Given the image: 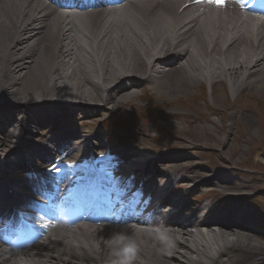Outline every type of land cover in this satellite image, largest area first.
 Returning <instances> with one entry per match:
<instances>
[{
    "label": "bare ground",
    "instance_id": "bare-ground-1",
    "mask_svg": "<svg viewBox=\"0 0 264 264\" xmlns=\"http://www.w3.org/2000/svg\"><path fill=\"white\" fill-rule=\"evenodd\" d=\"M65 4L80 5L77 0ZM100 10L87 12L78 22H67L29 1L0 0V128L5 131L0 133V176L18 188L45 192L57 181L75 183L68 168L89 169L97 166V160L104 161L116 170L112 176L105 175L107 169L97 170L105 183L120 187L125 194L136 192V199L149 195L146 203L151 200L152 213L148 221L162 231L151 236L133 231L114 235L106 227L88 232L72 227L42 239L34 236L19 253H9L0 243V264H264V231L253 227L245 211L221 209L219 204L200 208L190 202V196L208 184L237 186L233 176L220 172L191 179L188 194L178 188L181 185L171 188L167 176L171 167L194 153L155 154L123 143L117 153L102 160L91 158L87 137L75 139L80 122L72 125L75 116L82 115L85 122L98 120L136 97V89L145 84H153L155 93L171 105L205 81L228 83L235 96L259 92L264 87V35L257 36L238 11L207 15L192 3L184 8L167 1L133 4L122 12ZM250 119L246 115L245 120ZM47 128L54 133L52 141ZM125 134L137 140L140 134L152 136L146 128ZM175 138L180 145H188L182 136ZM47 142L57 145L50 147ZM53 150L75 163L51 171ZM22 152L29 154L30 163L44 177L33 171L16 173L24 164ZM26 168L30 170V165ZM35 175L44 180L32 184ZM92 175L88 173L86 179ZM135 181H143V186H134ZM2 188L0 209L9 204ZM56 191L55 203L67 204V199L59 197L61 190ZM155 198L165 202L152 206ZM17 200L28 202L21 194ZM65 212L63 207L60 214ZM184 212L191 216L181 215ZM46 214L56 216L57 211L51 208ZM200 223H205L207 232H192L187 226Z\"/></svg>",
    "mask_w": 264,
    "mask_h": 264
},
{
    "label": "rangeland",
    "instance_id": "rangeland-1",
    "mask_svg": "<svg viewBox=\"0 0 264 264\" xmlns=\"http://www.w3.org/2000/svg\"><path fill=\"white\" fill-rule=\"evenodd\" d=\"M203 84L184 92L176 105L154 93L150 97L153 107L140 95L121 108L106 111L93 129L109 134L110 129L102 122L115 121L117 126L111 136L119 137L121 142L152 153L184 150L194 153V157H187L178 167H171L167 176L175 179L178 174L175 185L185 186L184 189H189L194 178L220 172L233 176L237 186L208 184L195 193L196 205L213 207L219 203L221 209L236 207L247 213L255 228L264 231V107L258 102L260 99L264 102V87L259 92L250 90L236 97L228 83H219L214 88L209 82ZM257 93L260 97H256ZM141 113L145 119L140 117ZM152 114L155 118H148ZM246 115L251 116L249 121L245 120ZM138 128L148 129L152 136L140 134L134 140L124 134ZM175 135L182 136L188 145H180Z\"/></svg>",
    "mask_w": 264,
    "mask_h": 264
},
{
    "label": "snow or ice",
    "instance_id": "snow-or-ice-1",
    "mask_svg": "<svg viewBox=\"0 0 264 264\" xmlns=\"http://www.w3.org/2000/svg\"><path fill=\"white\" fill-rule=\"evenodd\" d=\"M216 3L218 4H223L224 0H215ZM132 249H128V251H131Z\"/></svg>",
    "mask_w": 264,
    "mask_h": 264
},
{
    "label": "clouds",
    "instance_id": "clouds-1",
    "mask_svg": "<svg viewBox=\"0 0 264 264\" xmlns=\"http://www.w3.org/2000/svg\"><path fill=\"white\" fill-rule=\"evenodd\" d=\"M121 264H126V261H122Z\"/></svg>",
    "mask_w": 264,
    "mask_h": 264
}]
</instances>
